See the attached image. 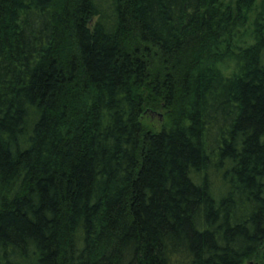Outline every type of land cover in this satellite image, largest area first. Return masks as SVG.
<instances>
[{"label": "trees", "instance_id": "1", "mask_svg": "<svg viewBox=\"0 0 264 264\" xmlns=\"http://www.w3.org/2000/svg\"><path fill=\"white\" fill-rule=\"evenodd\" d=\"M252 258L264 0H0V264Z\"/></svg>", "mask_w": 264, "mask_h": 264}, {"label": "rangeland", "instance_id": "2", "mask_svg": "<svg viewBox=\"0 0 264 264\" xmlns=\"http://www.w3.org/2000/svg\"><path fill=\"white\" fill-rule=\"evenodd\" d=\"M151 117H152L151 120H152L153 124L156 125L157 127H159L164 121V117L161 116L160 112L152 114ZM246 264H263V262H260L256 258H252V259L248 260L246 262Z\"/></svg>", "mask_w": 264, "mask_h": 264}]
</instances>
